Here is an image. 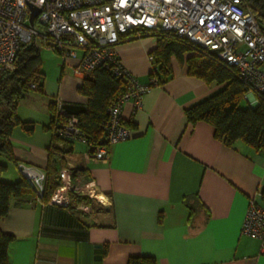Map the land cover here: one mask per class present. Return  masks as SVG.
I'll list each match as a JSON object with an SVG mask.
<instances>
[{"label": "crops", "instance_id": "1", "mask_svg": "<svg viewBox=\"0 0 264 264\" xmlns=\"http://www.w3.org/2000/svg\"><path fill=\"white\" fill-rule=\"evenodd\" d=\"M157 46L151 33L128 34L116 46L125 70L149 86L141 108L133 100L124 105L132 138L112 145L107 162L89 157L83 141L65 143L66 167L75 180L95 183L104 205L94 199L89 212L78 210V194L70 208L44 204L32 193L14 199L0 221L1 230L15 237L11 264H128L136 256L153 257L156 264H264V238L242 233L250 200L260 201L264 190V154L243 141L227 146L210 124L188 121L185 110L216 89L189 75L176 57L173 76L160 83L151 59ZM82 56L79 51L62 59L54 75L43 67L42 92L20 102L19 117L34 122L35 131L13 130L15 159L1 160L8 165L5 181L22 179L16 162L47 167L56 98L87 104L78 92L87 75L77 73ZM190 194L206 207L192 226L183 203Z\"/></svg>", "mask_w": 264, "mask_h": 264}, {"label": "built area", "instance_id": "2", "mask_svg": "<svg viewBox=\"0 0 264 264\" xmlns=\"http://www.w3.org/2000/svg\"><path fill=\"white\" fill-rule=\"evenodd\" d=\"M32 6L40 12L31 21ZM249 0H0V73L14 70L22 46L34 45L59 52L62 58H76L83 52L77 73L97 68L111 69L127 79L128 88L108 108L103 122L104 142L92 147L80 127L78 116L67 112L65 101L56 98L57 119L52 132L64 141L80 140L91 148L89 157L107 162L111 146L132 138L123 122L125 103L134 101L141 108L149 86L141 85L125 70L117 52L121 36L132 32H170L201 50L236 67L248 87L244 99L250 106L259 104L264 94V29L259 14ZM153 59V57H151ZM154 84L158 79H153ZM35 89L36 84H31ZM64 140V141H63ZM18 170L30 181L34 196L44 204L70 208L73 195L104 203L95 193L96 184L74 179L63 167L60 184L45 202L47 173L44 168L20 162ZM251 199L242 224V233L264 238V191ZM78 210L89 212L81 202Z\"/></svg>", "mask_w": 264, "mask_h": 264}, {"label": "trees", "instance_id": "3", "mask_svg": "<svg viewBox=\"0 0 264 264\" xmlns=\"http://www.w3.org/2000/svg\"><path fill=\"white\" fill-rule=\"evenodd\" d=\"M249 1L253 12L257 14L260 12L261 24L264 21V0ZM151 34L158 38V46L152 52V57L154 65L158 67L155 72L160 83L173 76L171 59L176 57L181 64L186 63L189 75L200 78L209 85L214 82L225 84L218 92L187 108L185 114L188 121L191 124L201 121L210 124L215 130L216 139L227 146L243 141L257 152L264 154V94L259 96L258 106L252 107L248 103L246 108H242L240 104L245 100L244 95L248 87L236 67L221 62L215 53L201 50L173 33L161 31ZM127 35H122L121 40ZM40 50L34 45L22 46L15 69L0 73V221L8 215L14 199L26 193L34 195L30 181L22 175V179L15 182H7L3 179L8 165L2 162L1 158L15 159L11 136L16 127L20 126L28 134L35 131V123L23 121L19 117L18 109L20 102L31 90L35 92L43 90L45 75ZM33 83L36 84L35 89L31 88ZM127 88L128 82L124 76L115 74L111 69L100 67L87 72L83 84L78 88V92L87 97V104L70 105L65 102L64 107L67 112L78 116L80 127L93 148L104 142L102 127L107 119V108ZM50 107L52 118L48 129L52 131L58 117L55 101ZM59 141L61 139L53 134V141L48 150V165L44 168L47 173L45 202L60 184V170L66 167L64 156L68 152L65 148L67 141L63 140L62 148L58 147ZM19 163L16 162L17 169ZM78 200L89 205L93 204L91 199L82 196H79ZM183 203L189 210V223L192 226L195 215L206 207L198 194L185 196ZM14 239V235L3 232L0 227V264H11L9 249ZM156 263L155 258L148 256L131 257L128 261V264Z\"/></svg>", "mask_w": 264, "mask_h": 264}, {"label": "rangeland", "instance_id": "4", "mask_svg": "<svg viewBox=\"0 0 264 264\" xmlns=\"http://www.w3.org/2000/svg\"><path fill=\"white\" fill-rule=\"evenodd\" d=\"M40 51L43 67L46 72H48L50 75L56 74L57 68L60 69V64L62 63L63 59L62 56L59 55V53H56L55 51L47 49L45 47H42ZM209 86H211V88L213 89H216V92H218L219 90L224 88L225 84L214 82ZM28 95L32 97L36 96V92L31 90ZM240 105L242 108H246L248 106V102L246 100H243ZM1 160L3 161V157L1 158Z\"/></svg>", "mask_w": 264, "mask_h": 264}, {"label": "water", "instance_id": "5", "mask_svg": "<svg viewBox=\"0 0 264 264\" xmlns=\"http://www.w3.org/2000/svg\"><path fill=\"white\" fill-rule=\"evenodd\" d=\"M39 12H40L39 8L32 6V17H31V21H33L35 19V17L39 14Z\"/></svg>", "mask_w": 264, "mask_h": 264}, {"label": "bare ground", "instance_id": "6", "mask_svg": "<svg viewBox=\"0 0 264 264\" xmlns=\"http://www.w3.org/2000/svg\"><path fill=\"white\" fill-rule=\"evenodd\" d=\"M101 200H102V198H101Z\"/></svg>", "mask_w": 264, "mask_h": 264}]
</instances>
